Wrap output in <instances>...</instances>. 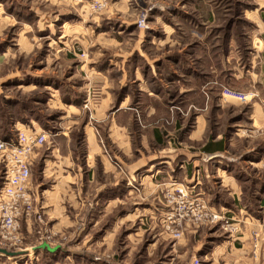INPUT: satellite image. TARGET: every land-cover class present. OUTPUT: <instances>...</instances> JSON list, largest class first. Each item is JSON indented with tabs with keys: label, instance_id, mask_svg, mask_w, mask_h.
Masks as SVG:
<instances>
[{
	"label": "crops",
	"instance_id": "0c3cea01",
	"mask_svg": "<svg viewBox=\"0 0 264 264\" xmlns=\"http://www.w3.org/2000/svg\"><path fill=\"white\" fill-rule=\"evenodd\" d=\"M110 2L119 3L126 17H120L122 20L115 23L98 24L96 30L99 33L114 30L117 34L131 36L137 24L133 17L139 6H133L128 0ZM140 4L150 8V28L141 32V41L149 37L168 40L170 65L167 68L165 61L160 60L152 62L153 65L145 62L144 68L158 73L159 77L150 84L146 77L139 82V95L145 101L153 100L166 107L164 110L168 105L178 109L183 104L196 112L187 113V121L179 118L178 111L174 112L172 135L164 136L161 129H154L149 140L142 137L143 143L148 141L155 147L152 155L140 156L138 162L129 163L127 158L132 152L130 96L124 91L115 97L111 94L109 102L114 100L116 106L105 118V138L109 144L101 148L92 126L84 124L82 136L86 145L85 157L89 161H59L56 167L51 166L54 163L51 167L44 163L42 177H48L46 170L56 173L50 180L51 188L43 190L42 182L36 184L31 175V185L38 194L37 202L41 203L40 207L55 227L71 220V213L66 212L67 203L75 210L88 202L93 214L101 208L107 210L110 206L122 205L131 194L137 195L138 206L145 200L155 203V193L160 186L182 184L192 196L203 201L209 211L231 219L239 228L238 233L220 228L188 230L186 238L179 241L176 248L191 252L190 264L194 260L200 264H264V166L259 162L264 154V35L242 38L210 31L217 19V11L206 5V10H201L198 4H206L205 0H185L180 5L174 0H159L152 4L150 0H143ZM195 6L197 14L193 10ZM111 10L113 7L106 14H111ZM115 25L118 27L113 29ZM242 41L246 43L242 44ZM94 49L90 48L92 54L102 56V51ZM138 54L142 59L146 57ZM123 56L127 59V68H122L124 80L129 78V60L133 54ZM108 57L111 59L104 57L89 67L92 78L94 75L105 81L114 72L117 63L113 59L117 57L112 54ZM160 68L167 69L165 83L169 84L170 91L163 89L165 83L160 77ZM137 69L135 67L134 71ZM223 89L245 93L248 100L240 103L224 99ZM143 107L142 114L146 112L147 117L159 112V108L150 103H144ZM28 131L36 133L32 129ZM102 178L104 182L100 180ZM155 206L158 205L151 204L144 210L151 212V207ZM153 210L160 217L165 215ZM141 211L144 212L138 210ZM79 213L74 211V217H79ZM121 215L125 219L129 213L126 211ZM92 217L90 224L95 220ZM110 231V225H107L102 229L103 236ZM202 235H206L204 240L199 238ZM173 260L171 258L169 264Z\"/></svg>",
	"mask_w": 264,
	"mask_h": 264
},
{
	"label": "rangeland",
	"instance_id": "374dc122",
	"mask_svg": "<svg viewBox=\"0 0 264 264\" xmlns=\"http://www.w3.org/2000/svg\"><path fill=\"white\" fill-rule=\"evenodd\" d=\"M128 1L133 6H139L133 17L136 22L150 9L141 6L143 0ZM156 1L159 0H150L151 4ZM174 2L180 5L185 0ZM205 3L198 4V7L206 10L208 6L217 11V19L210 31L242 38L264 35V0H205ZM112 7L111 14H106ZM122 8L119 3H111L110 0L96 13L86 3L74 4L71 0H0V141L14 138L17 129L23 132L32 129L45 135V142L38 148L31 169L33 181L36 184L42 182L41 190L51 188L50 180L56 173L46 170L48 177H42L44 163H48V167H56L59 161H89L85 157L86 145L82 136L84 124L92 126L101 148L109 144L105 138V118L116 106L114 100L109 102L111 94L115 97L124 91L130 96L132 152L127 158L129 163L138 162L140 156L152 155L155 147L148 141L143 143L142 137L149 140L154 129H161L164 136L172 135L174 112L178 111L179 118L186 121L187 113L196 112L183 104L178 109L168 105L164 110L166 107L153 100L145 101L139 95V82L146 77L150 84L159 77L158 73L144 68L145 62L165 61L164 65L169 67V41L150 37L141 41V32L146 29L138 28L137 24L131 36L117 34L113 30L117 25L112 26L113 31L108 33L96 30L98 24L104 25L107 21L115 23L126 17ZM193 10L198 13L196 6ZM256 14L259 20L255 18ZM202 15L205 17L206 13ZM146 25L147 29L150 28L148 22ZM92 47L96 52L102 51V56L92 54ZM127 53L133 54V57L129 60V78L123 80L122 68H127V59L123 55ZM138 53L146 57L142 59ZM110 54L117 57L113 59L117 63L114 72L105 81L94 75L92 78L89 67L104 57L111 59L108 57ZM135 67L139 69L134 71ZM163 69L160 68V77L165 83L168 73L167 69ZM164 86L163 89L170 91L169 84ZM144 103L159 108L156 116L147 117L146 112L142 114ZM96 167H99L98 162ZM2 173L0 162V186ZM100 180L104 182L103 178ZM170 192V187L160 186L155 193L157 201L145 200L140 202V206L137 205V195L131 194L122 205L110 206L107 210L101 208L93 214L88 202L75 210L67 203L66 212L71 213V220L55 227L42 209L44 215L41 222L34 219L29 224L20 223L22 244L19 249H6L15 255L1 254L0 264H169L171 258L174 259L171 264H190L191 252L176 248L177 243L186 238V232L222 228L216 224L187 221L177 229L180 237H174L167 229L170 206L166 195ZM40 204L38 202V207ZM151 204L158 206L151 207V212L145 211ZM136 208L144 212L140 213ZM153 209L165 215L160 217L154 214L158 212ZM74 211L80 212V216L74 217ZM126 211L129 216L121 218ZM91 215L95 219L92 224ZM107 225H110V234L103 236L102 229ZM205 236H200V240H204ZM42 242L52 248L58 246L61 250L54 254L34 250Z\"/></svg>",
	"mask_w": 264,
	"mask_h": 264
},
{
	"label": "built area",
	"instance_id": "2783aa9c",
	"mask_svg": "<svg viewBox=\"0 0 264 264\" xmlns=\"http://www.w3.org/2000/svg\"><path fill=\"white\" fill-rule=\"evenodd\" d=\"M74 4L86 3L92 12L102 10L107 0H71ZM148 11L137 21V27L147 29ZM222 98L232 99L240 103L247 102L248 95L230 89L222 90ZM264 113V105H263ZM45 142V135L34 131H18L16 136L7 141H0V162L3 165L2 182L0 186V249H19L22 238L19 235V225L29 224L32 220L42 221L43 211L38 207V194L31 185V169L33 158L39 147ZM259 162L264 166V154ZM171 192L167 193V203L170 206L168 214L170 233L180 237L177 232L183 222L195 224H216L229 233H238L239 228L231 219L208 210L206 204L192 196L182 184H173ZM256 240H254L256 247ZM46 243V242H42ZM193 264H200L194 260Z\"/></svg>",
	"mask_w": 264,
	"mask_h": 264
},
{
	"label": "water",
	"instance_id": "95a60500",
	"mask_svg": "<svg viewBox=\"0 0 264 264\" xmlns=\"http://www.w3.org/2000/svg\"><path fill=\"white\" fill-rule=\"evenodd\" d=\"M34 250H45V251H47L50 254H54V253H56L57 251H59L61 249L58 246L52 248L47 243H42L38 247H35ZM0 254L6 255V256H14L15 255V253H9L8 251L3 250V249H0Z\"/></svg>",
	"mask_w": 264,
	"mask_h": 264
},
{
	"label": "bare ground",
	"instance_id": "6f19581e",
	"mask_svg": "<svg viewBox=\"0 0 264 264\" xmlns=\"http://www.w3.org/2000/svg\"><path fill=\"white\" fill-rule=\"evenodd\" d=\"M1 255V254H0Z\"/></svg>",
	"mask_w": 264,
	"mask_h": 264
}]
</instances>
